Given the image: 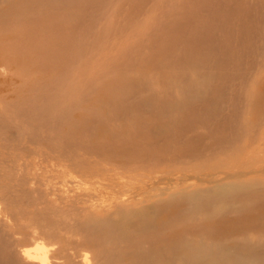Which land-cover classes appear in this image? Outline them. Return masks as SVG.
Returning <instances> with one entry per match:
<instances>
[{
	"label": "bare ground",
	"instance_id": "6f19581e",
	"mask_svg": "<svg viewBox=\"0 0 264 264\" xmlns=\"http://www.w3.org/2000/svg\"><path fill=\"white\" fill-rule=\"evenodd\" d=\"M0 264H264V0H0Z\"/></svg>",
	"mask_w": 264,
	"mask_h": 264
}]
</instances>
